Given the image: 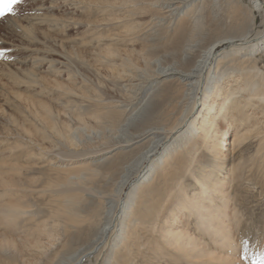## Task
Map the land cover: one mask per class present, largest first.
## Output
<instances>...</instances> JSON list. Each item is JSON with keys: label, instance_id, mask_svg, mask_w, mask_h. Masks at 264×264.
<instances>
[{"label": "rangeland", "instance_id": "374dc122", "mask_svg": "<svg viewBox=\"0 0 264 264\" xmlns=\"http://www.w3.org/2000/svg\"><path fill=\"white\" fill-rule=\"evenodd\" d=\"M87 1L90 0H22L14 6V14L0 17V52L4 53L0 56V210L26 211L18 217L16 226L0 218V264H56L58 258L67 257L64 256L68 250L65 245H69V240L65 235L62 237L63 232L55 238V246L46 250L35 247L38 241L46 242L38 237V233L45 222H54L55 209L65 207L66 200L72 198H76V202L71 205L76 207L78 201L86 200L82 202L81 216L84 217L98 207L100 198H95L98 192L107 190L114 201L118 200L119 185L105 189L93 179L85 185L75 179L72 184L65 181L67 177H75L71 168L76 165L96 164L112 155L115 161H121L146 148L145 139L141 137L146 125L142 121L106 128L103 116L96 119L98 114H104L108 101L112 99L114 103L122 99L129 104L131 94L125 87L133 84L129 85L135 94L133 103L139 107L154 87L169 85L165 79L157 78L159 71L166 67L183 70L192 66L205 48L219 37L222 39L228 31L224 24L231 15L246 18L250 13L254 14L255 25L250 37L258 33L264 36V9L257 11L253 0H194L185 4L177 17L182 18L187 8L191 11L185 20L203 16L201 22L205 28L202 33L197 29L191 33L194 34V47L187 60V56L169 51L168 38L165 39L162 32H166L167 23L157 25L160 29L157 33H160L153 42L135 40L141 16L145 13L151 18L154 14L146 12L149 0H140L133 17L120 10L101 11ZM260 1L264 7V0ZM109 2L118 5L115 0ZM172 31L170 27L168 37ZM223 41L215 53H233L228 40ZM233 42L241 43L237 39ZM261 42L263 44L264 39L254 48L252 56L256 67L264 73ZM93 55L99 58L95 60ZM101 57L112 59V66L101 62ZM232 65L228 63L223 69L233 68ZM176 77L173 76L175 79L167 89L182 90L183 82ZM227 86L222 87L221 93L226 92ZM82 96L102 102H94L85 109L80 105ZM182 110L173 113L171 123L178 120ZM68 126L75 131L76 140L67 143L57 132ZM233 131L234 125L223 128L226 143L231 141ZM195 140L188 139V147ZM226 147L228 150L222 151L226 155L223 156V173L241 161L246 167L233 196L236 202L232 205L239 213L241 224L237 230L243 236L242 239L235 238L239 244L237 261L240 264H264V156L261 158L264 151L256 154V146L245 147L243 154L239 152L243 157L241 160L236 151ZM132 175H127V180ZM137 181L136 191H141L142 185ZM194 183L188 180L184 183L185 189L190 192ZM3 187H7V191L4 192ZM100 257L98 260L91 257L82 264H104ZM111 261L112 258H108L105 264H112ZM134 264L173 263L144 255L135 258Z\"/></svg>", "mask_w": 264, "mask_h": 264}, {"label": "bare ground", "instance_id": "6f19581e", "mask_svg": "<svg viewBox=\"0 0 264 264\" xmlns=\"http://www.w3.org/2000/svg\"><path fill=\"white\" fill-rule=\"evenodd\" d=\"M115 1H118V5L110 4L109 0L87 2L101 11L120 10L132 17L135 16L134 8L140 4V0ZM192 1L149 0L146 12L154 14L151 18L145 13L141 16L135 40L153 42L152 39L160 33H157L160 31L157 25L167 23L166 32H162L165 39L168 38L169 51L190 58L194 47V34L191 33L196 29L198 33L203 32V16L197 15L187 21L184 18L191 11V8H187L182 18L177 17L181 8ZM253 3L257 11H263L260 0H253ZM128 7L131 9L128 10ZM229 17L224 24L228 29L225 38L217 37L197 56L192 66L183 70L166 67L159 71L157 78L165 79L169 85L154 87L143 105H134L133 84H128L125 91H130L132 103L129 100L126 105L122 99L112 103L111 99L106 103L104 114L102 112L96 116V119L103 116L106 128L122 124L130 126L142 121L146 128L141 137L147 146L137 155L121 161H115L112 155L96 164L71 168L75 177H67L66 183L72 184L71 181L75 179L85 185L93 179L105 189L119 185L120 196L114 201L109 191L98 192L95 197L100 198L98 207L84 217L81 216L84 208L82 202L86 200L78 201L76 207L71 205L76 202V198H72L66 200L65 207L55 209L54 222H45L38 233V237L46 242L38 241L35 247L46 250L55 246V238L63 232L62 237L65 235L69 240V245H65L68 250L64 256L67 257L58 258L56 264H82L91 257L98 260L100 256L104 264L108 258H112V264H134L135 258L144 255L173 264H240L236 256L239 244L235 238H243L241 231L237 230L241 219L237 208L232 205L246 167L245 162L241 161L229 166L223 173V156L226 155L222 151L228 150V145L241 160L245 147L256 146V154L264 151V73L256 67L255 57L252 56V51L264 36L258 33L250 37L255 25L254 14L250 13L246 18ZM170 27L173 31L168 37ZM234 39L241 43L235 44ZM223 40H228L232 47L230 52L233 53H215L217 47L225 42ZM261 46L264 47V43L261 42ZM93 56L95 60L99 58ZM100 60L112 66V59L101 57ZM228 63L233 64V68L223 69ZM173 76L183 82L182 90L179 87L176 91L167 89L175 79ZM223 82L228 85L225 93H221L222 87L226 86ZM80 98V105L85 109L94 102H102L86 96ZM177 109L183 110L178 120L171 123L170 119ZM232 125L231 141L226 143L223 128ZM57 133L67 143L71 139L76 140L75 131L69 126ZM185 139L196 140L188 147L187 140L183 143ZM254 158L257 159L256 156ZM239 167L244 169L240 170ZM256 168L259 169L258 166ZM130 173L133 175L127 180ZM137 180L142 185L139 192L136 191ZM188 180L195 182L190 192L184 184ZM2 189L7 191V187ZM13 207L17 206H9ZM23 213L16 209L11 213L0 210V218L14 225Z\"/></svg>", "mask_w": 264, "mask_h": 264}, {"label": "snow or ice", "instance_id": "6c2138e0", "mask_svg": "<svg viewBox=\"0 0 264 264\" xmlns=\"http://www.w3.org/2000/svg\"><path fill=\"white\" fill-rule=\"evenodd\" d=\"M21 2L22 0H0V17L14 14V6L20 4ZM3 55L4 53L0 52V56Z\"/></svg>", "mask_w": 264, "mask_h": 264}]
</instances>
